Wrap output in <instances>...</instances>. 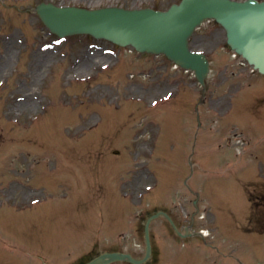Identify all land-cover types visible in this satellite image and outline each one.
<instances>
[{
    "label": "rangeland",
    "instance_id": "obj_1",
    "mask_svg": "<svg viewBox=\"0 0 264 264\" xmlns=\"http://www.w3.org/2000/svg\"><path fill=\"white\" fill-rule=\"evenodd\" d=\"M38 2L165 9L179 0H0V264L72 259L89 248L80 240L99 231L94 251L110 243L140 255L135 214L156 207L209 234L177 244L155 223L159 264H264V207L247 208L240 183L264 181V136L252 115L264 119V80L231 58L222 29L206 22L190 39L211 66L199 127L201 88L192 73L132 52L116 59L119 74L112 68L97 77L99 65L115 63L102 54L110 45L85 36L56 42L36 15L20 13ZM257 84V91L245 86ZM97 115L105 122L95 127ZM39 196L32 207H9ZM250 213L260 234L241 228Z\"/></svg>",
    "mask_w": 264,
    "mask_h": 264
},
{
    "label": "water",
    "instance_id": "obj_2",
    "mask_svg": "<svg viewBox=\"0 0 264 264\" xmlns=\"http://www.w3.org/2000/svg\"><path fill=\"white\" fill-rule=\"evenodd\" d=\"M35 12L50 32L59 36L82 32L123 46L132 45L139 52L162 53L180 67L193 70L203 87L206 86L208 62L204 56L189 51L188 37L206 19H214L225 29L227 44L264 73V3L257 1L182 0L181 4L164 13L115 7L93 11L74 7L59 9L51 4H41ZM160 216L168 221L176 235L188 236L187 228L181 235L167 214L156 213L143 224L145 254L142 258L121 252H103L85 264H147L152 257L149 224Z\"/></svg>",
    "mask_w": 264,
    "mask_h": 264
}]
</instances>
